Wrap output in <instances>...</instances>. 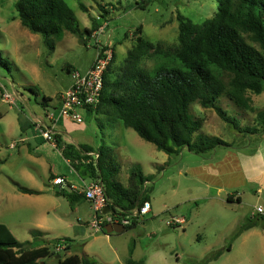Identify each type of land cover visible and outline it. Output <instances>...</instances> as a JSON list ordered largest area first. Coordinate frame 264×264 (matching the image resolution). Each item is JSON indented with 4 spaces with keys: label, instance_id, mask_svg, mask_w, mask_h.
Instances as JSON below:
<instances>
[{
    "label": "rangeland",
    "instance_id": "obj_1",
    "mask_svg": "<svg viewBox=\"0 0 264 264\" xmlns=\"http://www.w3.org/2000/svg\"><path fill=\"white\" fill-rule=\"evenodd\" d=\"M67 1L80 27L91 28V35L80 38L65 31L58 38L34 33L21 23L15 0H0V222L7 224L20 241L32 239L42 245L52 238H72L68 252L50 246L54 253L44 259L47 264L57 262L58 252L88 255L99 264H129L130 259L135 264H264V219L259 215L264 213L253 214L255 218L251 215L252 203H263L264 199L248 184L236 185L233 174L237 169L235 172L224 162L228 156L236 157V151L243 149L251 136L238 131L233 120L244 128L262 124L258 113L264 110V92L246 93L248 109L222 95L218 104L227 112L228 120L214 108L197 101L191 104L190 113L200 123L196 136L216 135L230 144L206 156L187 148L169 155L132 127L109 120L104 112L85 113L81 120L88 124L87 141L104 147L107 164L121 185H127L132 170L152 175L143 192L152 208L131 229L110 234L97 231L92 227L91 202L84 199L72 206L48 185L47 159L53 160L55 171L64 172L70 181L85 187L74 165L66 164L57 153L61 150L50 141L41 136L33 138L28 151L29 141L20 139L21 133L32 136V127L21 129V125L27 122L26 117L35 116L34 111L43 114L42 102L61 106L59 96L73 82L66 64L85 72L105 46L116 54L109 69L114 77L137 45L138 25H143L141 35L145 39L174 52L179 46L177 14L203 24L220 4V0ZM97 15L101 16L99 22L93 23ZM157 63L154 49L139 61L148 71ZM221 79L229 87L230 73L224 72ZM34 132L40 134L35 128ZM89 180L86 175L85 182ZM20 186L43 191L24 194ZM233 194L242 201L229 202L227 197ZM250 217L257 224L236 236L238 227ZM177 218L186 221L177 223ZM38 224L50 232L35 235Z\"/></svg>",
    "mask_w": 264,
    "mask_h": 264
},
{
    "label": "trees",
    "instance_id": "obj_2",
    "mask_svg": "<svg viewBox=\"0 0 264 264\" xmlns=\"http://www.w3.org/2000/svg\"><path fill=\"white\" fill-rule=\"evenodd\" d=\"M14 4L21 23L34 33L58 38L65 31L80 38L92 34L91 28L80 27L67 0H15ZM138 6L144 8L140 2ZM105 12L108 13V9ZM105 16L102 13V17ZM177 20L179 46L174 52L145 39L141 35L143 25H138L135 29L137 45L129 52L127 64L113 77V70L109 73L116 57L113 52L105 72L101 101L96 108L87 107L85 111L88 114L104 112L109 120L122 127H132L143 139L169 155L180 154L187 148L206 156L219 146L230 144L216 135L196 136L200 123L191 115L190 106L197 101L203 107L214 108L228 120L227 112L218 104L222 95L226 94L239 107L248 109L250 104L246 93L264 92V0H220L214 16L203 24L195 23L181 13L177 14ZM92 21L98 22L97 18ZM151 49L155 50L158 63L148 71L139 65V61ZM66 69L72 71L74 68L67 66ZM224 72L231 75L229 87L221 79ZM258 116L262 121L258 127L244 128L233 121L238 131L256 133L264 130V110L259 111ZM56 142L57 146L60 145L58 133ZM93 149L86 145L79 149L68 145L62 153L91 180H102L111 208L119 207L130 212L149 200L143 192L152 175L132 170L128 186H122L107 164L104 147L96 149L98 157L86 155ZM19 189L39 193L27 187L20 186ZM56 193L64 195L72 206L86 199L79 190L61 188ZM227 200L233 201L232 196L229 195ZM259 215L264 219L263 214ZM254 218L242 223L235 235L254 227L257 224ZM138 222L134 220L125 226V230ZM101 231L105 232L104 229ZM40 233L43 232L35 230L34 234ZM52 244H63L64 251L68 252L72 238H53L38 245L34 241H20L7 224L0 222V264H47L44 259L54 253L50 248ZM58 256L55 264H99L88 255H62L58 252ZM128 263L136 262L130 259Z\"/></svg>",
    "mask_w": 264,
    "mask_h": 264
},
{
    "label": "crops",
    "instance_id": "obj_3",
    "mask_svg": "<svg viewBox=\"0 0 264 264\" xmlns=\"http://www.w3.org/2000/svg\"><path fill=\"white\" fill-rule=\"evenodd\" d=\"M99 17L100 16L97 15L96 17H93V18H97V21L99 22V20H98ZM67 66H71L72 68H74L73 65L70 63H67L66 67ZM67 72L71 74V71H67ZM60 96H59V102H60ZM42 104L44 106L43 114H38L36 111H34L35 114H33V115H35V116L30 118V119L28 117H26L27 122L23 121V125H21V129H24V127L25 128L26 127H32L31 128L32 129V136L24 135L23 133H21V135H20L21 136L20 139L22 142L29 141L28 142L29 146L27 147L28 151H30L31 146H32L31 145V139H33V138L35 139L36 137L40 138V136H41L40 134L37 135L34 132V128L38 129V122L43 121L46 125H48V124H51V121H52V122H55V126H54L55 129L54 130L60 136V143H59L60 145H58V146H57V144L56 145L52 144V145H53V147H56V149L61 150V152H60L61 154L59 152H57V153L60 156L62 155L66 164L70 163L72 165L71 160L69 158L65 157L64 154L62 153V150L65 147H67L68 145H74L75 148H77V149H79L81 147V145L91 146L92 148H94L93 149L94 151L86 152V155H93L94 156V153H96L95 150L102 145L91 144L87 141L86 131L88 129V124L84 123L82 120L77 121V120H74L70 117H65V116L60 115L59 107H58L59 105L55 106L52 103H48V102H42ZM52 107L54 108L53 111H52ZM81 113L83 114V116H85V113H87V112L85 111V109H83V110H81ZM52 114L54 116V119L50 120L49 116ZM19 120H21V117ZM250 134H251V136L249 137V143H246V145L242 146L243 149L236 151V157L233 156V158H231L230 156H228L225 158L224 162H226V164L229 167H231L232 170L235 171V169H237V172L235 171L236 174H233L236 176V179H235L236 185L237 184H240V185L248 184L250 186V188L252 189V191H254L255 193H258V195L262 196L264 199V130H260L256 133H250ZM38 157H40V156H38ZM45 161H46L45 163L48 165V169H49V174H48V182L49 183H48V185H51L53 187V190L55 193L57 191H59L61 188H66V187H69L70 190L82 191L83 188L78 186V184L70 181L64 172L55 171L56 166H55V163L53 162V160L51 161V160L47 159ZM222 161H223V159L219 160L218 163L222 162ZM227 165H226V168H227ZM77 171L80 175L82 184L85 185L86 184V182H85V176L86 175H84L82 170H80V171L77 170ZM82 173H83V175H81ZM56 177H63L65 179V185L64 184H60V185L55 184L54 178H56ZM128 179H129V177H128ZM91 181H93V180H89L87 183H89ZM128 183H129V180L127 181L126 186H128ZM30 189H33V188H30ZM34 190H37L39 193H26V192H22V191L21 192L24 194H40L43 191L42 189H34ZM58 195H60V194H58ZM230 196H232L233 201L234 200L238 201L237 200L238 197L240 198V201H238V202L242 201V199L239 195L233 194ZM258 205L264 206V202L263 203H252L251 215L257 214L255 211V208ZM151 208H152V206H151ZM47 212H49V211H47ZM37 228H38V230H40L43 233L44 232H46V233L50 232L48 227L41 225V224H38ZM49 238H51V237L49 236ZM29 241H32V239Z\"/></svg>",
    "mask_w": 264,
    "mask_h": 264
},
{
    "label": "built area",
    "instance_id": "obj_4",
    "mask_svg": "<svg viewBox=\"0 0 264 264\" xmlns=\"http://www.w3.org/2000/svg\"><path fill=\"white\" fill-rule=\"evenodd\" d=\"M113 52L109 48L98 51L97 57L92 66L85 72L77 69L71 71L73 82L67 90L60 96L59 113L62 116L70 117L74 120L81 121L83 115L81 110L87 107L96 108L101 101L102 90L105 84V72L112 60ZM8 96V94H7ZM50 120L54 119L53 114L49 116ZM55 122L46 125L43 121L38 122V130L41 136L56 145ZM98 157L97 153H94ZM55 184H64L63 177L54 178ZM82 189L86 199L91 202L94 211V219L92 227L97 231L104 229L107 223L121 222L122 224L130 225L134 220L139 221L141 216H144L151 210V202L144 201L140 207H136L130 212L123 211L121 208L113 209L108 201L105 193V186L102 180H94L84 185ZM109 206L108 211H104L105 207ZM256 213H264V206H256ZM184 218H177V223H185ZM172 224V223H170ZM59 248H64L63 244L58 245Z\"/></svg>",
    "mask_w": 264,
    "mask_h": 264
},
{
    "label": "water",
    "instance_id": "obj_5",
    "mask_svg": "<svg viewBox=\"0 0 264 264\" xmlns=\"http://www.w3.org/2000/svg\"><path fill=\"white\" fill-rule=\"evenodd\" d=\"M110 208L109 206H106L104 211H108ZM104 231L106 233H112V232H123L125 231V225L122 224L121 222H114V223H107L105 226H104Z\"/></svg>",
    "mask_w": 264,
    "mask_h": 264
}]
</instances>
